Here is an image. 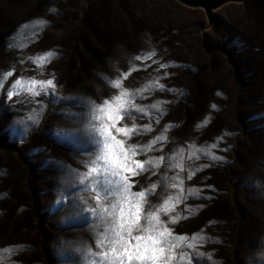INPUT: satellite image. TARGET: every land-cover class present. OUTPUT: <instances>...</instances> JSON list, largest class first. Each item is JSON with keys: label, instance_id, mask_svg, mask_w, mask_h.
<instances>
[{"label": "rangeland", "instance_id": "rangeland-1", "mask_svg": "<svg viewBox=\"0 0 264 264\" xmlns=\"http://www.w3.org/2000/svg\"><path fill=\"white\" fill-rule=\"evenodd\" d=\"M153 48L152 59H134ZM49 50L57 56L42 67L29 59ZM170 61L176 66L159 68V63ZM133 65L139 67L122 80L123 87L136 89L159 78L168 89L179 90L145 91L147 99L135 101L168 102L162 105L166 114L153 124V131L130 138L115 133L126 144H144L166 124L173 125L163 151L137 157L164 155L165 161L157 175L133 177V191L160 180L146 208L160 203L162 176L179 171L167 169L168 154L183 145L185 171L180 175L185 177V190L200 187L202 195L177 205L187 218L168 226L189 237L203 230L210 239L197 248L212 253L211 260L199 258L206 264H264V0L231 2L212 14L179 0H0V73L15 69L0 89V106L5 108L0 114V249L19 246L11 255L0 254V264H85L78 249L90 245L95 250L98 220L81 214L78 207L56 204L62 188L75 193L69 205L91 203L93 193L85 188L86 181L77 183L79 177L72 172L46 163L49 156L43 149L83 172V162L96 155L89 141L99 121L91 118V102L101 104L119 92L101 74L116 78ZM165 72L171 75L164 76ZM20 76L37 80L54 76L58 97L78 99L56 103L52 95L41 94L29 96L26 103H16L21 96L6 101L3 92ZM33 99L46 104L39 124L26 139L22 140L20 124L10 135L5 129L14 117L39 107ZM68 112L81 120H69ZM205 117L210 123L197 129ZM149 122L137 114V124ZM125 123L131 126L132 120L125 117L118 126ZM65 127L79 129V135L61 132ZM219 136L223 140L218 148L208 150L223 160L188 158L189 141L207 145ZM201 164L211 166L188 180L187 170ZM186 205L204 206L189 213ZM259 222L263 234L257 240ZM66 249L73 254L65 255ZM181 250L187 248L177 251Z\"/></svg>", "mask_w": 264, "mask_h": 264}, {"label": "snow or ice", "instance_id": "snow-or-ice-1", "mask_svg": "<svg viewBox=\"0 0 264 264\" xmlns=\"http://www.w3.org/2000/svg\"><path fill=\"white\" fill-rule=\"evenodd\" d=\"M47 24V21H42ZM11 46V45H10ZM57 53L49 50L34 57H29L37 66L50 63L55 59ZM156 56V50L136 55L135 60L152 59ZM154 63L157 61H153ZM176 66L174 61L159 63V68H168ZM139 66L133 65L128 71L121 72L116 78H109L101 74L108 83L119 90L118 94L110 98L104 99L103 103L95 104L91 102L92 119L99 121V126H93L94 135L90 138V143L95 145L96 155L84 163V171L72 169L63 161V158L51 156V151L44 147V151L48 153L46 163L56 165L61 170L67 169L75 176L79 177L77 183L86 181L85 188L92 192L90 197L92 201H84L77 205L75 201L71 205L67 201L73 200L75 193L68 188H62L56 204L64 203L65 207L77 208L81 214L90 215L98 220V227L95 231V250L90 245L79 248V255L85 264H193V257L196 264H206L201 261L200 257H207L211 260L212 253H204L199 251L197 244L203 245L208 242L210 237L206 236L203 230L188 234H176L170 228L169 222L175 224L180 219H186L187 216H181L177 211V205L183 204L189 198L195 197L199 199L202 195V188L192 186L185 190V177L180 173L185 171L183 160L186 151L183 145L174 149L168 154L167 169H179L174 175L169 176L166 171L162 176L164 183V192L161 194L160 203L154 204L146 208L148 205V197L154 194L160 186L161 181L149 183L147 187H141L138 191H133L135 181L133 177L142 173H150L152 176L158 174V170L165 161V156H147L146 159H137L138 156L146 155L153 151H163V145L169 139L167 133L173 127L166 124L162 131L153 136L151 140L144 144H126L123 139H118L115 133H121L123 136L130 138L132 135H141L146 132L153 131V124H159L160 119L166 114V109L162 107L167 101L157 100L148 105L136 104L137 98L147 99L143 96L145 91L149 93L159 89L161 91L178 92L177 89H168L165 84L159 82V78L155 81H149L140 88H125L122 80L135 68ZM15 75V69L8 72L0 73V89L7 83L8 78ZM171 75L165 72L164 76ZM56 83L55 77L50 79L37 80L35 77L28 78L24 76L17 77L9 85L7 91L3 92L6 101H12L14 96H21L22 100L16 103L28 102V97H38L43 94L45 97L52 95L54 102L59 103L61 99L73 101L76 97H58L55 93ZM51 90V91H49ZM31 102L39 105L33 108L26 115L14 117L13 123L8 126L5 131L10 135H15L16 124L22 125V140L26 139L35 127L39 124L40 117L46 104L43 101L33 99ZM78 106V105H77ZM215 108V105H212ZM156 109L153 113L151 110ZM5 111L0 106V114ZM15 111H20L15 109ZM137 114L141 118L148 117V124L139 125L136 123ZM66 118L73 122H78L81 117L74 112L65 113ZM153 116L155 118L153 119ZM128 117L132 120L131 126L125 123L118 126L121 120ZM210 123V119L205 117L200 121L196 128L206 127ZM61 132L70 136H78L80 130L76 128L65 127ZM61 133H57L59 136ZM175 139V138H173ZM223 140V136L216 137V142L207 145H197L194 140L188 142V150L190 152L189 159L193 157L197 160L201 155L210 160H223L224 157L216 155L215 152L208 149H216L219 141ZM159 145V147H156ZM226 150V149H224ZM209 164H201L195 168L187 170V179L191 180L198 171L203 168L210 167ZM150 179V177H149ZM207 187H213L208 185ZM169 189H176L175 192H169ZM167 193V194H165ZM211 199V197H207ZM186 205V211L192 213L198 212L200 207ZM167 216L168 220L162 219ZM209 224L214 221H209ZM19 246H9L0 249V254H12L13 250ZM187 248V251L178 249ZM67 249L65 255H71ZM2 258V257H0ZM79 264V261H77Z\"/></svg>", "mask_w": 264, "mask_h": 264}, {"label": "water", "instance_id": "water-1", "mask_svg": "<svg viewBox=\"0 0 264 264\" xmlns=\"http://www.w3.org/2000/svg\"><path fill=\"white\" fill-rule=\"evenodd\" d=\"M183 4L188 5L193 8H203L208 14H212L214 10H217L224 5L234 2L241 3L245 0H179Z\"/></svg>", "mask_w": 264, "mask_h": 264}, {"label": "trees", "instance_id": "trees-1", "mask_svg": "<svg viewBox=\"0 0 264 264\" xmlns=\"http://www.w3.org/2000/svg\"><path fill=\"white\" fill-rule=\"evenodd\" d=\"M220 126L221 125H219L218 127H217V129L218 130H220ZM263 225V223L262 222H259V224L257 223V226H256V228H255V238L258 240L259 238H262V234H263V232L262 231H260L261 229H262V226Z\"/></svg>", "mask_w": 264, "mask_h": 264}]
</instances>
